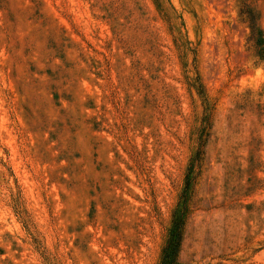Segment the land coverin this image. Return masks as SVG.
<instances>
[{
    "label": "rangeland",
    "instance_id": "1",
    "mask_svg": "<svg viewBox=\"0 0 264 264\" xmlns=\"http://www.w3.org/2000/svg\"><path fill=\"white\" fill-rule=\"evenodd\" d=\"M261 35L264 0H0V264H159L207 115L179 262L264 264Z\"/></svg>",
    "mask_w": 264,
    "mask_h": 264
},
{
    "label": "trees",
    "instance_id": "2",
    "mask_svg": "<svg viewBox=\"0 0 264 264\" xmlns=\"http://www.w3.org/2000/svg\"><path fill=\"white\" fill-rule=\"evenodd\" d=\"M256 44L260 49V55L264 57V37L262 35L256 39ZM207 116L204 118L202 127L198 130L196 153L192 158L188 174L186 176V188L181 196L182 201L179 203L180 208L174 212L171 229L169 231V237L162 250L159 264H180L179 254L182 247L185 221L188 212V190L191 183L189 177L194 170L193 168L199 165L203 160L206 138L208 137V128L211 124V119L209 117L210 115Z\"/></svg>",
    "mask_w": 264,
    "mask_h": 264
}]
</instances>
